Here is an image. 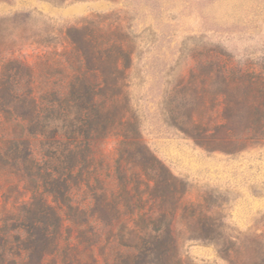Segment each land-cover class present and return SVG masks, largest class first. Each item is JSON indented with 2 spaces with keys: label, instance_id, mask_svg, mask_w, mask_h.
Returning a JSON list of instances; mask_svg holds the SVG:
<instances>
[{
  "label": "rangeland",
  "instance_id": "374dc122",
  "mask_svg": "<svg viewBox=\"0 0 264 264\" xmlns=\"http://www.w3.org/2000/svg\"><path fill=\"white\" fill-rule=\"evenodd\" d=\"M96 15L129 35L132 64L120 113L138 122L144 142L186 182L182 203L204 204L219 223L237 231L264 230V143L233 153L208 151L175 126L183 104L209 100L202 65L219 60L229 68L261 69L264 0H0V75L5 61L21 59L36 66L33 86L38 96L57 89L63 81L53 63L69 47L67 28ZM117 132L91 142L89 163L78 166L75 172L82 175L72 178L73 203L82 212L73 210L69 217L85 232L79 238L73 222L65 220L58 248L44 264H94L91 253L97 264H112L130 252L119 236L129 213L117 174L122 138ZM19 135L29 140L40 161L25 157ZM48 140L0 112V222L4 215L24 211L44 190L39 169L43 173L48 166L65 176L62 161H44ZM98 198L110 203L104 217L113 207L121 209V217L112 224L97 218L93 205ZM16 243L10 239L7 249L15 251ZM179 254L186 264H227L215 244L186 233L181 234Z\"/></svg>",
  "mask_w": 264,
  "mask_h": 264
},
{
  "label": "trees",
  "instance_id": "16d2710c",
  "mask_svg": "<svg viewBox=\"0 0 264 264\" xmlns=\"http://www.w3.org/2000/svg\"><path fill=\"white\" fill-rule=\"evenodd\" d=\"M104 19L96 15L82 26L67 28L69 47L53 63L63 84L47 94L35 92V65L21 59L2 65L0 112L14 117L30 134L48 137L44 161L49 165L62 161L66 174L57 175L48 166L43 173L39 169L44 190L24 211L1 218L0 264H44L45 257L58 248L65 220L72 221L78 237L82 236L83 225L69 217L79 209L72 199V178L82 175L75 172L78 166L89 163L91 142L109 136L114 129L122 137L117 174L127 194L129 213L120 224L119 236L130 252L112 264H186L179 254L183 233L215 244L227 264H264V230L237 231L219 223L204 204H183L186 182L144 142L138 122L120 113L132 64L131 41L119 25ZM202 68L209 81V100L183 104L175 126L208 151L233 153L264 143V64L261 69L229 68L217 60ZM19 138L26 145L25 157L40 161L29 140ZM109 205L98 198L93 212L112 224L121 217V209L111 208L106 218L103 213ZM12 238L17 242L15 251L7 249ZM88 246L92 252V245ZM90 258L98 263L92 253Z\"/></svg>",
  "mask_w": 264,
  "mask_h": 264
}]
</instances>
